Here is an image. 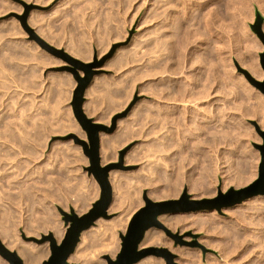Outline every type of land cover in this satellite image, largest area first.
<instances>
[{
	"label": "rangeland",
	"instance_id": "rangeland-1",
	"mask_svg": "<svg viewBox=\"0 0 264 264\" xmlns=\"http://www.w3.org/2000/svg\"><path fill=\"white\" fill-rule=\"evenodd\" d=\"M143 1L145 4L143 3ZM143 1L142 0H132V1L131 0H0V88H1L0 90H2L0 92V94H2L0 95V97L2 96L1 97L2 99H0V109L1 108L3 109L0 111V238L6 245L8 243V240L10 239V241L12 242L11 245L13 246L11 245H7V246L11 250L18 251V253H19V247L21 248L22 246L28 248L32 246L47 247L49 253L48 255L42 257L39 264H43V261L47 259L48 256L50 255V242L46 241L45 243L38 244L34 241H30L29 238L32 236L41 238L43 234H49L50 232L53 233L54 229H52V226L57 225L60 226L63 234L57 237L55 235L54 236L60 242L63 239L65 232L67 230V226L64 223L63 215L60 209L67 211L69 213L71 212V209H73L78 215H82L86 213L92 207L93 203L99 199L101 194V187L98 181L96 180V178L94 177V175L90 174L89 171L87 170V168L90 166L89 157L84 153L83 145L78 143L74 137L77 136L78 139L85 140L87 143H89L87 132L82 128V126L76 119L72 105L74 99V91L78 83L74 78L72 72L62 69L63 67L69 64L61 57L53 54L44 46H42V44L38 41L37 37L44 40V42L50 44L51 46H54L57 49H63L70 55L84 62H94L95 60L102 61L104 59L103 64L101 66H96L95 68L98 69L100 73L95 75L92 84L85 92V102L83 108L86 115L88 117H91L95 122L104 124L109 128L114 127V130L111 133L101 132V136H109V137L112 136L111 138L113 139L116 138L115 141H112V143L113 142L114 143L112 144V148L110 149L111 155L109 156V158L104 161L103 155L101 153L102 165L108 163H114L118 166V168L113 169L110 172V181L112 180L111 183L113 187L112 202H115V205L111 203L112 205H110L108 209V213H109L108 218H104V217L99 218L98 219L100 220L99 222L98 220H96L94 225H92L89 229L83 232L86 233L87 236L86 234H85V238L84 237L82 238L81 236L80 242L74 254L71 255L72 257L75 255H79V253H81L80 254L81 258L79 257L78 259L76 258L75 260L69 258V262L82 264V262H84L85 259H88L90 261L96 259L97 262L96 261L93 262H96L98 264L101 261H104L105 264H107V259L105 258V255H109L111 258L115 259L117 254L121 250L122 239L120 237V233H126L127 227L134 213L140 207L146 204V200H145L146 197L150 198L153 201L183 199L184 202L187 203L199 202V205L202 208L188 212L166 213L161 215L159 217L160 221L175 236H178V240L175 237L167 234L166 231L163 229L151 228L150 230H148V232H153L154 234L153 239H151L150 241L143 240V242L141 243V247H150V246L164 247L167 248L173 256L169 260V258H166L164 256L149 255L143 258L145 259L144 261H148L149 264H194L193 262L196 259L198 260V257L195 256L196 259H194L195 257L193 255L196 252L198 253V250H200V252L199 254L197 253L196 254L197 256L201 255V257H199V259L200 258L201 259L199 260V262L196 260L198 263L195 261L197 264H225L228 262H229L228 264H239L236 258L237 256L240 259L239 261L241 263L248 259L246 258L248 252L243 251L242 255L241 254L238 255L240 253L241 248H238L235 251V253L233 252L234 256L232 253H231L232 256H228L227 255L228 253L226 254L227 256H223L224 253L222 252L219 246L218 247H216L215 245H211V247L208 246L209 244L206 243L209 240V238L205 237V234H207L206 229L204 227L203 228L201 227L199 229L200 226L197 225H195L197 227H194L191 219L193 220V218H196V216L198 215L197 214L196 216H194L193 215L194 212L199 210H207V209L208 210L214 209L217 215L225 219L227 218L229 221L232 219L231 221L233 222H239L240 219L242 218L240 216L242 213L244 214V212L247 215L248 214L252 215V216L249 215L251 218L246 217L245 219L246 222L249 221L253 222L251 219H255L254 220L255 222L257 219H260L261 217L260 215L264 213V205H263L264 194H258L250 198L244 199L239 204L236 203L232 206H221L220 209L218 208L220 207L219 203L231 197L230 196L232 194L231 189L238 190L244 188L249 184H251L259 175L261 153L260 150L256 147V144L263 143V137L260 131L261 130L264 131V127L262 129V126H264L263 123L264 103H262V101L264 102V93L260 91V89H258L250 81V79L247 77L245 73V70L248 71L250 65L249 61L251 60L250 69L255 70L256 68L259 67L260 70L259 69L258 70L259 71L262 70V71L259 72L258 70H255L254 72L252 70V72L255 73L253 74L251 73V70H249L248 73H250V75L257 80H264V69L260 62V54L264 52V42L253 29V27L256 26L258 23V13L262 17H264V5H263L264 0H244V1L243 0H207V1L191 0V2L190 0L189 1L185 0L186 2L183 0L184 3L182 2V0L179 1L176 0L177 2H175V0H172L174 1L173 3L170 0L171 2L169 3H172L171 4L172 6L173 5L177 6V4L179 5L177 6L178 8L175 6L176 8L174 7L173 9L172 7L171 8L167 7L169 6L168 4L169 0L167 1L165 0L167 3H164L165 2L164 0L163 1L143 0ZM159 2L161 7L159 6ZM163 3L166 4L167 6L164 7ZM157 4L159 9L157 8ZM27 5L30 6V8H28V14L24 22L23 17L27 12V7H26ZM196 5L198 7H195ZM152 7L154 8L153 13H152L153 10ZM155 8L156 10L158 9L159 11L163 10L164 8L163 10L164 13L161 11L164 18L161 12L159 13L158 10L157 12L155 11ZM174 9H176V11H173ZM206 9L207 10L210 9V11L209 10L207 11ZM147 10L148 12L151 11L149 12L151 15L147 13ZM204 11L206 12L204 13ZM202 14L208 18L209 22L208 20H205V17L204 18L202 17L203 16ZM157 15H161V16L157 18ZM197 15H199L203 19L200 20L202 26H204L203 25L204 22H207V24L209 25L204 23L207 27L204 26L205 28L204 27L201 28L202 27L200 26L201 24L198 23L200 17ZM208 15L210 17H208ZM213 15H214V19H213ZM174 19L176 21L181 20L180 21L181 25L180 22L176 23ZM191 19H193L194 23H191L192 22ZM163 20H165V22L167 23H164ZM186 22L187 23L190 22L193 25L196 24V26L198 24L199 25L197 26V28L196 26L193 25L190 28L187 26L191 24L190 23L187 24ZM169 23L170 25H168ZM160 24L162 25V27ZM176 24L180 25V26L178 25V30L176 28ZM184 25L187 27L188 31L184 29L185 28ZM165 26H167V28ZM193 27H195V29ZM261 28L262 31L264 32V20L262 22ZM156 31L159 32L160 34L155 33ZM195 31L196 32L201 31L202 34L199 33L197 35L194 33ZM173 32L175 36L173 35ZM185 32L189 36L185 35ZM193 33L195 34V36L193 35ZM158 38L159 40L160 39L161 40L159 41ZM187 38L188 39L191 38L192 41L191 39L188 40ZM151 41L154 42L151 43ZM154 43L155 45H153ZM220 58L222 61H220ZM243 62L246 64H244ZM155 68L157 69V71L160 70L159 71L160 74H157ZM146 70L152 72V75L153 73L156 75L145 76L147 75L145 74ZM226 70L233 77L230 75L229 78L228 76L229 74L225 72ZM258 73H260L261 76ZM80 74L84 75L83 71H80ZM237 74H238V78H237ZM192 75L196 78L194 79ZM192 78L194 80H191ZM232 78L234 81L237 78L236 82H232L233 81ZM133 79H135V83H133L134 82ZM243 80L246 83H241ZM208 81L211 83L209 84ZM233 83L234 84L237 83L236 86H238L237 87L238 91ZM186 84L189 86L191 85L190 87L191 89H189L188 88L189 86H187ZM232 84L235 87L232 86ZM246 84L248 88L244 86ZM185 85L186 88L185 87L182 88V86ZM196 85H198L197 86L198 88H196V90L198 89L199 91L198 90L197 91L201 92V94L203 93L202 91L205 90V92L202 95L205 96L206 98L203 97V101L201 94H196L198 98L197 100L195 97L193 99L191 98L192 88H193L192 86L196 87ZM202 85L205 87H202ZM166 86L169 87V89H171L170 88L171 86L175 89L174 92L177 94L176 95L174 93L176 99L178 97L181 98V96L183 95L182 99L183 101L184 100L185 101L180 102L182 99L180 100L179 98L177 101L176 99L173 100L169 99L171 95L170 92H168V94L166 95L167 97L164 96V94H166L167 91H169ZM199 86L202 87V90ZM229 86L231 87L230 89ZM249 86H252L254 89ZM149 87L152 88V90L148 89ZM177 87L180 91L176 89ZM207 87L210 89L206 93ZM241 87H245V88H241ZM164 88L167 90H165ZM249 88H252L251 89L252 91L247 90ZM182 89L183 91L182 93H180ZM243 89L245 90L243 91ZM257 90L259 91V95L257 93ZM161 91L164 93H161ZM184 91L185 93H183ZM239 91H241V93ZM8 92L12 94V96L10 97L11 98L14 97L13 99H10L9 96L7 97V94L11 95ZM178 92L182 95L178 96L179 95ZM4 93L7 94L4 95ZM158 93L160 100L158 99ZM188 93H190L191 96ZM247 93H254V94H250L252 95V98H249L250 95L248 96ZM186 94H188L187 97ZM255 94L258 95V99H256L257 95L253 96ZM184 95L186 98L184 97ZM163 96L166 98L165 101H164L165 98L162 99ZM228 96L230 98H228ZM238 99L239 100L241 99L242 101L241 100L240 101L243 103L239 102ZM249 100H251V102ZM3 101L4 103H2ZM5 101L7 103H5ZM155 101L156 102L159 101L158 103L159 107L153 106V108L157 107V109L159 108L158 109L159 111H161L160 110L161 106L163 107L167 105L171 106V104L175 102L173 103V105H176V107L178 106L177 109L179 108L178 111L176 110V117L179 118L181 117L179 121L181 119L183 121H186L183 122L185 127L181 125L183 124L182 122L178 123V119H177V123L173 125L175 126L174 128L167 124H165L164 127H161L163 126L162 124L161 125L159 123L157 124V122L159 121L156 120V117L158 119V115L160 112L158 110L154 111L156 110V108L152 109V105H155L156 103ZM191 101H194V104H191L190 103ZM232 101L234 103H232ZM151 102L153 103L152 105H150ZM163 102L165 105H161L163 104ZM245 102L247 103L246 105ZM145 103L151 106L150 107L151 111H149V107H148L149 105L146 106ZM183 103L184 105L187 103L185 108ZM210 103L212 105H210ZM226 103L229 108L227 107ZM230 103L233 104L234 108ZM251 103L252 104L254 103V105H252ZM4 104H6L7 106ZM140 104L141 106L139 107ZM200 104L202 106L205 105L206 108L205 111L203 110L204 107H202ZM258 104L261 105L259 106ZM136 105L138 106L137 108ZM213 105H215V107ZM248 105L253 106V107L250 106L251 108H253L252 109L253 111L255 109L254 106L257 105L256 108L258 107L257 111H254L255 115L253 117L251 116L253 115V113H251L252 112L251 108L249 107L251 112L249 108L248 109L246 108ZM142 106L143 108L144 107L145 108L142 109ZM134 107L136 108L137 111L133 110L135 109ZM217 107L219 109H217ZM230 107H232L235 110H233L232 108L230 109ZM211 108L213 109V111L211 110ZM215 108L223 113L226 112L224 113L225 115H223V113L220 112L218 113V111L217 113H215L216 112ZM260 108H262V110H260ZM146 109H148V111ZM207 109L208 111L209 109L212 111V112L209 111L211 114L207 111ZM244 109L248 111L247 114L245 115L241 113V111ZM180 110L184 112H181ZM193 110H198V112H201L200 114L201 116L199 115L200 123H202L205 126H207L210 123V125H208L209 128H211V126L215 124L214 126H218L217 129L218 128L219 130L221 129L222 132L220 131V133L224 134L223 132L225 131L224 135L226 136V137L222 136L220 135V133H218L220 136H222L223 141L220 140L221 142L219 143V145L218 144L216 145L218 147H216L214 144V149L210 147L211 149L209 155L210 154L213 155L210 156L211 158H209L208 162L206 161L205 164L209 165L210 168L211 166L212 167L214 166L213 169L215 168V164H216L218 170L215 168L214 171L211 168V170L213 171L210 172L211 173L210 174L209 173L210 168L207 166L209 168V171H208V177L205 179V182L206 180L207 182L209 181L208 183L206 182V184H208L207 187H209L208 189H210V191L207 192V195L206 193H204L206 196L203 195V193L199 194L195 192L196 190L192 188L193 187L192 182L195 183V181H193L194 178H195L194 180H199V181L202 179L201 177L203 175L202 174L203 172L201 173L199 172L201 171L200 167L204 164L197 165L198 167L195 169V171H191L192 170L191 168L193 166L191 162L193 161L192 160L190 161V159L194 157H192V155L190 157L189 154H192L190 149H188L187 152L185 151V155L183 152V155H181L182 153H178L175 156H173L171 155L173 152L171 150L164 151L162 145V144H168V142L171 143L170 141L173 138V134L174 136H177L180 142L179 143L177 138L174 137L176 138L177 144H183V143L188 144V141L189 142L191 141L189 144L192 145L191 122L195 121L196 123V119H198L197 115H196L197 117L193 115L196 118L192 121L191 114H195V111ZM146 111L148 113L153 111L156 114L155 115L156 117L154 116V114L150 113L149 115L152 114L150 118L149 115H147L148 113H146ZM179 111L182 114H180ZM228 111L229 113H227ZM177 112H179V114ZM249 112L250 114H248ZM130 113L133 114L130 115ZM204 113L206 114L209 113L210 115L208 114L207 116L206 114L204 115ZM240 113L242 117L240 116ZM144 114H146L147 116ZM212 114L214 115L211 116ZM221 114L224 117L221 116ZM183 116L186 117V120L185 117ZM202 116L203 117L206 116L207 118L206 117L203 118ZM214 116L215 118H213ZM218 116H219V120L217 119ZM147 118L149 120L151 119L150 121L152 122L154 121L153 122L154 125L151 122L152 125L149 126L150 121L149 120H148L149 122L146 121ZM152 118L155 119L152 120ZM210 118H212V120ZM216 119L218 121H216ZM155 120L157 122H155ZM233 120H235V122ZM145 122L148 123L146 124ZM222 122L223 124H220ZM260 122L263 123L262 126ZM186 123L189 124V126L187 125L188 127H186ZM218 123L219 125H217ZM120 124L122 125V127ZM156 124L162 128V129L160 128L161 130L159 129L158 132H157L158 129L155 128L157 127ZM220 125L222 127H220ZM236 125H238V127ZM149 127H152L151 130L153 132L155 129H157L156 130L157 134H154L153 132L152 134H149V132L151 133V131L146 130ZM171 127L173 129H175L176 127L177 128L176 130H173ZM123 128H127V131L126 129L124 130L128 134V136L126 138V134H124L125 135L124 138L122 137L119 140V138L117 136L115 137V135L119 136L120 133L122 134L125 133V132H121V130L123 131ZM187 128H190L191 131ZM170 129L173 130V132L172 131L170 132L169 131ZM212 129L214 130V128H211L210 130ZM235 129L238 131H236ZM117 130L119 131V133ZM227 130L231 132L230 133L231 135ZM174 132L177 134H175ZM165 134L166 135L168 134L170 136L167 135L168 136L167 137ZM171 135L172 138H170ZM163 136L166 137V139L167 138L168 139L166 140L165 138H163ZM224 137L225 139L227 138V141L223 139ZM257 137H259V139ZM231 139L233 140V144H231L232 143ZM160 141H162L161 142L162 144L160 143ZM222 144H225L227 146L224 145L223 147H220V145L222 146ZM215 147H216V151H214ZM229 147L232 153L231 151H229L228 149ZM225 150H226L225 153L228 152L227 154L229 156H227V154L224 153ZM163 151L166 152V154ZM221 151L223 156L221 155ZM129 153L136 155L137 159L134 161L128 160V157L130 156ZM215 153L217 154L214 155ZM256 153H258L257 156ZM172 156L174 157L175 160L173 159ZM179 156L180 157L185 156L186 158L182 157L183 159L182 158L180 159ZM217 156L223 158L225 157V159L223 158L220 159V157L218 158ZM161 157H165V159ZM257 157H259L258 160ZM237 158L238 159L241 158V160H235ZM211 160H213L214 162ZM188 161L191 166L186 164ZM231 161L233 164L231 163ZM239 161L242 163H240ZM209 162H213V163H211L210 165ZM218 162L220 163L221 166H217L219 165L217 164ZM221 162L223 165L221 164ZM249 163L250 166L253 163V165L257 168H255L252 165L253 166V167L251 166L253 169L252 171V169H250ZM234 164L235 165L238 164L239 167H237V165L234 166ZM171 165L174 166L172 167ZM242 166L244 167L247 166L248 168L247 167L245 168H247L249 171L243 169L244 167ZM171 167L172 169H170ZM180 167H184V168H181L182 169L181 170ZM186 167H188V169ZM233 167L234 168L236 167L235 168L236 171L234 170ZM237 168L239 170L242 169L241 172H244L243 170L247 171L248 173L250 172L249 174H247L246 172L245 173L247 174L246 176L248 175L250 176L252 173L255 174L254 171L257 170L255 174L257 176L254 177L253 175L254 178L253 177L250 178L249 181L244 182L245 184L238 183L236 181L238 178V174L241 172H239ZM197 172L199 177L202 174L200 177L201 179L200 178L197 179L198 175H194L197 174ZM191 173H194L193 177ZM212 173L213 175H215L216 178H213L214 176L212 175ZM115 174H119V175H117L116 177ZM118 176L119 177L121 176V178H119ZM231 176L233 178L234 177L236 178H234L233 180ZM118 178L120 179L119 181L117 180ZM223 178L225 180L224 182L222 181ZM213 180H215L216 182ZM223 184H225L224 188L222 186ZM214 187L215 188L217 187L216 192L214 191L215 190ZM171 188L175 190L173 191V189ZM179 189H181L180 192ZM174 193L176 195H174ZM185 193L187 194V197H184ZM209 193L212 196L209 195ZM259 199L262 200V202ZM248 201L251 202L250 206L248 205L249 204ZM257 201L258 203L256 204ZM252 203L256 205H253ZM258 205L259 207H257L255 211V206ZM79 207L80 208L85 207V208L84 209L81 208L82 211H80ZM247 208L250 209L248 210ZM236 209L238 210L239 213L236 211ZM240 209H242V211H240ZM249 211H251L252 213ZM188 214L190 215V217ZM164 215L165 217H162ZM187 215L189 217L188 219H187ZM176 216L178 217V220L181 217L183 219L186 217L185 219L187 220L183 222L181 218V220H179L180 222H178L176 220L177 219ZM197 217H199V215ZM165 218L166 219L168 218V220L170 218L169 220L170 222L165 220L166 221L165 223V221H163ZM261 218L262 219H260V221L259 220L256 221L259 222L258 223L259 225L257 224L258 226L256 225V222L255 224L254 222L249 224L250 226L254 227L253 228L254 231L252 232V235H254V233L257 234L262 233L261 228L264 225V221H263L264 214H262ZM114 220H118V222L121 221L120 223L122 225L119 228H117L118 230H116L115 233H113V235L110 234L111 236L108 235L109 233L102 234L104 235V237L100 235L102 232H104L105 227H107V225L109 226V223H111ZM186 223L187 226H185V230L182 231L181 228ZM190 225L192 227H190ZM256 228L258 229L256 230ZM105 234L107 237L105 236ZM203 237L205 239H203ZM109 238L112 241L114 240L113 242H115L114 244L115 248H118V250L114 254H111L110 252H106L103 250L101 252V249H103L102 246L103 243L110 241ZM101 241L104 242L101 243ZM145 241L149 242V244L146 243V245H144ZM160 241H163V244H161L162 242ZM99 242L101 244H99ZM214 243L217 242L215 241ZM209 253L212 256H210ZM84 254L87 255L84 256ZM259 255H261V252L259 253ZM82 256H84L85 258L84 261H82L83 259ZM21 257L24 259L22 255ZM91 257L93 260L90 259ZM227 259L230 260L227 261ZM234 260L235 262H232ZM0 261H5L9 264V262L6 261L1 255H0ZM140 261H142V259Z\"/></svg>",
	"mask_w": 264,
	"mask_h": 264
},
{
	"label": "bare ground",
	"instance_id": "bare-ground-1",
	"mask_svg": "<svg viewBox=\"0 0 264 264\" xmlns=\"http://www.w3.org/2000/svg\"><path fill=\"white\" fill-rule=\"evenodd\" d=\"M131 1H132V0H131ZM142 1H143V0H142ZM146 1H147V0H146ZM148 1H149V0H148ZM158 1H159V0H158ZM162 1H163V0H162ZM162 1H160V2H162ZM164 1H165V0H164ZM166 1H167V0H166ZM166 1H165L164 3H167ZM171 1H172V0H171ZM171 1H170V0L168 1L169 6H167L166 4L163 3V4H164V7H165V6L170 7V8L172 7V9H173L176 5H173V6H172L171 4H172L174 1H172V3H169V2H171ZM178 1H179V0H178ZM184 1H185V0H184ZM184 1L182 0L183 3H184ZM187 1H189V0H187ZM205 1H207V0H205ZM205 1H203V2H205ZM243 1H244V0H243ZM160 2H159V6L161 7ZM175 2H177V1L175 0ZM185 2H186V1H185ZM190 2H191V0H190ZM193 2H195V1H193ZM235 2H236V1H235ZM131 3H132V2H131ZM143 3H144V1H143ZM157 3H158V2H157ZM196 3H197V2H196ZM230 3H231V2H230ZM230 3H229V4H230ZM144 4H145V3H144ZM175 4H176V3H175ZM187 4H188V3H187ZM193 4H194V3H193ZM205 4H206V3H205ZM209 4H210V3H209ZM209 4H208V5H209ZM151 5H152V3H151ZM170 5H171V6H170ZM183 5H184V4H183ZM188 5H189V4H188ZM198 5H199V4H198ZM263 5H264V4H263ZM148 6H149V4H148ZM153 6H154V4H153ZM162 6H163V5H162ZM177 6H179V5L177 4ZM177 6H176V7H177ZM130 7H131V5H130ZM134 7H135V6H134ZM150 7H151V6H150ZM150 7H149V8H150ZM155 7H156V6H155ZM176 7H175V8H176ZM189 7H190V6H189ZM189 7H188V8H189ZM192 7H193V5H192ZM195 7H198V6L196 5ZM203 7H204V6H203ZM210 7H211V6H210ZM152 8H153V7H152ZM157 8H158V4H157ZM177 8H178V7H177ZM186 8H187V7H186ZM228 8H229V7H228ZM146 9H147V8H146ZM158 9H159V8H158ZM158 9H157V10H158ZM197 9H198V8H197ZM197 9H196V10H197ZM136 10H137V9H136ZM148 10H149V9H148ZM148 10H147V13L151 12V11L148 12ZM157 10H156V8H155V11H156V12H157ZM163 10H164V8H163ZM163 10H161V11L164 13ZM166 10H167V8H166ZM169 10H170V9H169ZM177 10H178V9H177ZM192 10H193V9H192ZM200 10H201V9H200ZM203 10H204V9H203ZM206 10H207V9H206ZM208 10L210 11V9H208ZM208 10H207V11H208ZM211 10H212V9H211ZM230 10H231V9H230ZM138 11H139V10H138ZM153 11H154V8H153V10H152V13H153ZM158 11H159V10H158ZM161 11H159V13H160ZM173 11H176V9H174ZM181 11H182V10H181ZM183 11H184V8H183ZM188 11H190V10H188ZM193 11H194V10H193ZM197 11H198V10H197ZM132 12H133V11H132ZM162 12H161V14H162ZM170 12H171V11H170ZM178 12H179V11H178ZM198 12H199V11H198ZM205 12H206V11H204V13H205ZM212 12H213V11H212ZM165 13H167V12H165ZM173 13H175V12H173ZM204 13H203V14H204ZM207 13H208V12H207ZM215 13H216V12H215ZM149 14H150V13H149ZM185 14H186V13H185ZM200 14H201V12H200ZM200 14H199V15H200ZM203 14H202V15H203ZM134 15H135V14H134ZM144 15H145V14H144ZM150 15H151V14H150ZM190 15H191V14H190ZM199 15H197V16H199ZM204 15H205V14H204ZM204 15H203L202 17H203V18L205 17V20H208V18H207L206 16H204ZM206 15H207V14H206ZM159 16H161V15H157V18H158ZM162 16H163V14H162ZM182 16H183V15H182ZM131 17H133V16H131ZM155 17H156V14H155ZM170 17H171V15H170ZM199 17H200V16H199ZM199 17H198V19H199ZM208 17H210V16L208 15ZM217 17H218V15H217ZM145 18H146V17H145ZM149 18H150V17H149ZM163 18H164V16H163ZM206 18H207V19H206ZM211 18H212V17H211ZM160 19H161V18H160ZM196 19H197V18H196ZM213 19H214V15H213ZM222 19H223V18H222ZM145 20H146V19H145ZM148 20H149V19H148ZM174 20H175V19H174ZM185 20H186V19H185ZM191 20H192L191 23H194V22H193V19H191ZM200 20H203V19L200 17L199 22H198V21H197V22L200 23ZM205 20H204V21H205ZM150 21H152V20H150ZM163 21H164V23H167V22H165V20H163ZM170 21H171V20H170ZM177 21H178V20H177ZM177 21L175 20L176 23H179L181 20L178 21V22H177ZM189 21H190V19H189ZM204 21H203V22H204ZM210 21H211V19H210ZM213 21H214V20H213ZM34 22H35V21H34ZM175 22H174V23H175ZM197 22H196V23H197ZM201 22H202V21H201ZM208 22H209V20H208ZM164 23H163V24H164ZM171 23H172V22H171ZM186 23H187V22H186ZM189 23H190V22H189ZM189 23H187V24H189ZM191 23H190V24H191ZM204 23L207 24V22H204ZM204 23H203V25H204L205 27H207ZM213 23H214V22H213ZM200 24H201V23H200ZM215 24H216V23H215ZM220 24H221V23H220ZM154 25H155V24H154ZM160 25H161V24H160ZM168 25H170V23H169ZM172 25H173V24H172ZM174 25H175V24H174ZM178 25H179V24H178ZM178 25L176 24V28H177V30H178ZM180 25H181V22H180ZM180 25H179V26H180ZM192 25H193V24H191V25H189V26H187V27H190V28H191ZM198 25H199V24H198ZM198 25H197V26H198ZM207 25H209V24H207ZM211 25H212V24H211ZM193 26H196V24L193 25ZM197 26H196V28H197ZM200 26H202V24H201ZM204 26H202L201 28H203ZM154 27H155V26H154ZM161 27H162V25H161ZM165 27L167 28V26H165ZM172 27H173V26H172ZM184 27H185L184 29L187 30V27H186L185 25H184ZM205 27H204V28H205ZM209 27H211V26H209ZM163 28H164V27H163ZM179 28H180V27H179ZM181 28H182V27H181ZM193 28L195 29V27H193ZM193 28H192V29H193ZM156 29H157V26H156ZM188 29H189V28H188ZM199 29H200V28H199ZM174 30H175V29H174ZM179 30H181V29H179ZM190 30H191V29H190ZM200 30H201V29H200ZM204 30H205V29H204ZM206 30H207V28H206ZM206 30H205V31H206ZM209 30H210V28H209ZM209 30H208V31H209ZM158 31H159V28H158ZM160 31H161V30H160ZM182 31H183V29H182ZM184 31H185V30H184ZM187 31H188V30H187ZM191 31H192V30H191ZM201 31H202V30H201ZM201 31H199V32H196V31H195L194 33L198 35L199 33H201ZM189 32H190V31H189ZM202 32H203V31H202ZM155 33H159V32L156 31ZM181 33H182V32H181ZM194 33H193V35L195 36ZM159 34H160V33H159ZM163 34H164V33H163ZM183 34H184V33H183ZM201 34H202V33H201ZM157 35H158V34H157ZM166 35H167V34H166ZM173 35L175 36L174 32H173ZM185 35H188V34H186V32H185ZM188 36H189V35H188ZM200 36H201V35H200ZM185 37H186V36H185ZM190 37H191V35H190ZM203 37H204V36H203ZM207 37H208V36H207ZM154 38H155V37H154ZM154 38H153V40H154ZM164 38H165V35H164ZM164 38H163V41H164ZM156 39H157V37H156ZM187 39H188V38H187ZM189 39H191V38H189ZM189 39H188V40H189ZM192 39H193V37H192ZM192 39H191V41H192ZM158 40H159V38H158ZM160 40H161V39H160ZM160 40H159V41H160ZM185 40H186V38H185ZM133 41H134V40H133ZM155 41H157V40H155ZM217 41H218V40H217ZM153 42H154V41H153ZM153 42L151 41V43H153ZM185 42H186V41H185ZM252 42H254V41H252ZM132 43H134V42H132ZM155 43H157V42H155ZM155 43H154L153 45H155ZM158 43H159V42H158ZM161 43H162V42H161ZM163 43H164V42H163ZM161 45H162V44H161ZM219 45H220V44H219ZM252 45H253V44H252ZM156 46H157V45H156ZM219 49H220V48H219ZM213 50H214V49H213ZM217 51H218V50H217ZM122 52H123V51H122ZM122 52H121V53H122ZM219 53H220V52H219ZM122 54H123V53H122ZM125 54H126V52H125ZM217 54H218V53H217ZM123 55H124V54H123ZM124 56H125V55H124ZM206 56H207V55H206ZM204 57H205V56H204ZM212 58H213V56H212ZM223 58H224V57H223ZM205 60H206V59H205ZM220 61H222L221 58H220ZM250 61H251V60H250ZM250 61H249V63H250V65H251V62H250ZM252 61H253V60H252ZM205 62H206V61H205ZM241 62H242V61H241ZM244 62H245V61H244ZM244 62H243V63H244ZM247 62H248V60H247ZM254 62H255V61H254ZM206 63H207V62H206ZM211 63H212V62H211ZM220 63H221V62H220ZM223 63H224V62H223ZM226 63H227V62H226ZM255 63H256V62H255ZM217 64H218V63H217ZM228 64H229V63H228ZM244 64H246V63H244ZM244 64H243V66H244ZM252 64H253V62H252ZM120 65H121V64H120ZM193 65H194V64H193ZM193 65H192V66H193ZM206 65H207V64H206ZM209 65H210V64H209ZM213 65H214V64H213ZM222 65H223V64H222ZM247 65H248V64H247ZM250 65H249L248 71L251 70V73L255 74V73H254L255 70H258V69L260 70L259 67L256 68L255 70H254V69H250ZM254 65H255V64H254ZM115 66H116V65H115ZM256 66H258V65H256ZM218 67H219V66H218ZM224 67H226V66H224ZM245 67H246V65H245ZM251 67H252V66H251ZM228 68H229V67H228ZM253 68H255V67H253ZM1 69H2V68H1ZM155 69H156V68H155ZM211 69H213V68H211ZM214 69H215V68H214ZM261 69H262V68H261ZM228 70H229V69H228ZM252 70H253L254 72H252ZM259 70H258V71H259ZM151 71H152V69H151ZM155 71H157V69H156ZM155 71H154V72H155ZM159 71H160V70L157 71V74H160ZM212 71H213V70H212ZM261 71H262V70H261ZM261 71H259V72H261ZM217 72H218V71H217ZM225 72H226L227 74H229V73L227 72V70H226ZM231 72H232V71H231ZM256 72H257V71H256ZM150 73H151V74H150ZM161 73H162V72H161ZM145 74H147V75H145V76H153V75H156V74H154V73H153V75H152V72L147 71V70L145 71ZM208 74H209V73H208ZM220 74H221V73H220ZM223 74H224V73H223ZM227 74H226V75H227ZM232 74H233V73H232ZM253 74H252V75H253ZM258 74L260 75V73H258ZM226 75H225V76H226ZM230 75H231V74L228 75L229 78H230ZM233 75H234V74H233ZM192 76H193V75H192ZM198 76H199V75H198ZM231 76H232V75H231ZM240 76H241V75H240ZM254 76H256V75H254ZM260 76H261V75H260ZM262 76H263V75H262ZM199 77H200V76H199ZM201 77H202V76H201ZM232 77H233V76H232ZM235 77H236V76H235ZM252 77H253V76H252ZM133 78H134V77H133ZM193 78L195 79L196 77L193 76ZM193 78H192L191 80H194ZM204 78H206V77H204ZM224 78H225V77H224ZM237 78H238V74H237ZM237 78H236V79H237ZM243 78H244V77H243ZM208 79H209V78H208ZM208 79H207V80H208ZM222 79H223V78H222ZM236 79H235V81H234L233 78H232V80H233L232 82H236ZM133 80H134L133 83H135V79H133ZM200 80H201V79H200ZM246 80H247V79H246ZM226 81H227V80H226ZM191 82H192V81H191ZM195 82H196V80H195ZM195 82H194V83H195ZM208 82H209V81H208ZM194 83H193V85H194ZM198 83H199V82H198ZM210 83H211V82H209V84H210ZM237 83H238V81H237ZM237 83H236V84L233 83V84L236 86ZM241 83H246V82H244V80H243ZM248 83H249V81H248ZM248 83H247V84H248ZM187 84H188V83H187ZM187 84H186V85H187ZM190 84H191V83H190ZM204 84H205V83H204ZM229 84H230V83H229ZM233 84H232V86H234ZM247 84L244 85V86L247 87ZM186 85H185V86H182V88H184V87L186 88ZM211 85H212V84H211ZM133 86H135V85H133ZM150 86H151V85H150ZM168 86H169V85H168ZM187 86H189V85H187ZM197 86H198V85H196V87H195V86H192V87H193V88H192V96L190 95V93H188V94L191 96L192 99L195 97L196 100L198 99L196 94H201V92H198V91H199L198 89H197L198 91L196 90V88H198ZM235 86H234V87H235ZM242 86H243V85H242ZM151 87H152V86H151ZM166 87H167V86H166ZM190 87H191V85H190L188 88L191 89ZM199 87H200V86H199ZM202 87H205V86L202 85ZM202 87H200L201 90H202ZM208 87H209V86H208ZM208 87L206 88V89H207V90H206V93H207L208 90L210 89V88H208ZM237 87H238V86H236V89H237V91H238V88H237ZM249 87H252V86H249ZM152 88H153V87H152ZM152 88L149 87L148 89L152 90ZM162 88H163V87H162ZM162 88H161V89H162ZM167 88H168L169 91H167V93L164 94V96H166V95L168 94V92H170L171 95H170V98H169V96H168V98H169V99H172V100H173V99H176V98H175V97H176V96H175L176 93L174 92L175 89H174L172 86L170 87L171 89H169V87H167ZM200 88H199V89H200ZM230 88H231V87L229 86V89H230ZM241 88H245V87H241ZM247 88H248V87H247ZM252 88H253V87H252ZM252 88H249V89H247V90H251ZM0 89H1V88H0ZM164 89H165V88H164ZM164 89H163V90H164ZM176 89H178V87H177ZM189 89H188V92H189ZM203 89H205V88H203ZM236 89H235V92H236ZM239 89H240V88H239ZM253 89H254V88H253ZM143 90H144V89H143ZM163 90H162V91H163ZM165 90H167V89H165ZM165 90H164V91H165ZM241 90H242V89H241ZM244 90H245V89H243V91H244ZM1 91H2V90H0V92H1ZM162 91H161V93H164V92H162ZM176 91H177V90H176ZM178 91H180V90L178 89ZM182 91H183V89L181 90L180 93H182ZM185 91H186V90H185ZM185 91H184L183 93H185ZM216 91H217V90H216ZM251 91H252V90H251ZM202 92L204 93L205 90H203ZM209 92H210V91H209ZM228 92H230V91H228ZM239 92L241 93V91H239ZM8 93L11 94L10 92H8ZM174 93H175V94H174ZM180 93L178 92V94H179L178 96L182 95V94H180ZM203 93H202V94H203ZM231 93H232V92H231ZM243 93H245V92H243ZM243 93H242V94H243ZM254 93H255V91H254ZM254 93H247V95L249 96L250 94H254ZM257 93H258V95H259V91H258V90H257ZM5 94H7V93H4V95H5ZM188 94H186V97H187ZM202 94H201V95H202ZM210 94H212V93H210ZM233 94H234V92H233ZM236 94H237V93H236ZM0 95H2V94H0ZM176 95H177V94H176ZM201 95H200V96H201ZM207 95H208V94H207ZM228 95H230V94H228ZM231 95H232V94H231ZM239 95H240V94H239ZM243 95H244V94H243ZM243 95H242V96H243ZM256 95H257V94H255V95H253V96H256ZM258 95H257L256 99H258ZM261 95H262V94H261ZM8 96H9L10 99H13V98H14V97H13V98L10 97V96H12V94H11V95H8V94H7V97H8ZM164 96L162 97V99L165 98ZM236 96H238V95H236ZM1 97H2V96H1ZM1 97H0V99H2ZM166 97H167V96H166ZM184 97H185V95H184ZM186 97H185V98H186ZM198 97H199V96H198ZM201 97H202V101H203V97H205V96L202 95ZM201 97H200V98H201ZM209 97H211V96H209ZM4 98H5V97H4ZM178 98H179V97H178ZM178 98L176 99V101L178 100ZM182 98H183V95H182L181 98H179V99L181 100ZM188 98H189V96H188ZM191 98H190V99H191ZM200 98H199V100H200ZM205 98H206V97H205ZM205 98H204V99H205ZM228 98H230V97L228 96ZM242 98H243V97H242ZM242 98H241V99H242ZM245 98H246V96H245ZM249 98H252V95H250ZM249 98H248V99H249ZM259 98H260V97H259ZM7 99H8V98H7ZM31 99H32V98H31ZM158 99L160 100V98H159V93H158ZM162 99H161V100H162ZM225 99H227V98H225ZM241 99H240V100H241ZM243 99H244V98H243ZM4 100H5V99H4ZM165 100H166V98L164 99V101H165ZM196 100H195V101H196ZM199 100H198V101H199ZM213 100H214V99H213ZM215 100H216V99H215ZM222 100H223V99H222ZM238 100H239V99H238ZM238 100H237V101H238ZM240 100H239V102L242 101V100H241V101H240ZM245 100H246V99H245ZM245 100H243V101H245ZM259 100H260V99H259ZM259 100H258V101H259ZM182 101H183V99H182L180 102H182ZM184 101H185V100H184ZM184 101H183V102H184ZM187 101H188V99H187ZM189 101H190V100H189ZM206 101H207V99H206ZM210 101H212V100H210ZM223 101H224V100H223ZM235 101H236V100H235ZM249 101L251 102V100H249ZM249 101H248V102H249ZM253 101H254V100H253ZM261 101H262V99H261ZM24 102H25V101H24ZM142 102H143V101H142ZM146 102H147V101H146ZM155 102H156V101H155ZM200 102H201V101H200ZM246 102H247V101H246ZM246 102H245V105L247 104ZM255 102H256V101H255ZM259 102H260V101H259ZM259 102H257V103H259ZM2 103H4V101H3ZM5 103H7V102L5 101ZM143 103H144V102H143ZM158 103H159V101L156 102L155 105H152V104H153L152 102L150 103V105H152V109L156 108V110H154V111H157V110L159 109V108L157 109V107H154V108H153V106H158ZM161 103H162V102H161ZM166 103H167V102H166ZM173 103H175V102H173ZM173 103L171 104V106H168V105H167L168 103L166 104L167 106H164V107L161 106V108H160L161 111L158 110L160 113L157 112V113H159V115L157 114V115H158V119H157V117L155 116L156 114H155L153 111L150 112V113L154 114V116L156 117V120L159 121V122H157V121L155 120V122H157V124L159 123L160 125H161V124L163 125V126H161V127H164V125L167 124V125L172 126V127L174 128L175 126H173V125H175V124L177 123V119H178V123H179V122H182V123H183V122H186V121H183L182 119H181L182 121H181V120L179 121V119H180L181 117H180V118H179V117H176V110L178 111L179 108L177 109L178 106L176 107V105H173ZM190 103H191V104H194V101H191ZM208 103H209V102H208ZM222 103H223V102H222ZM224 103H225V102H224ZM232 103H234V102L232 101ZM241 103H243V102H241ZM241 103H239V104H241ZM262 103H264V102L262 101ZM27 104H28V102H27ZM228 104H229V102H228ZM230 104H231V103H230ZM248 104H249V103H248ZM251 104H252V103H251ZM4 105H6V104H4ZM32 105H33V104H32ZM143 105H144V104H143ZM145 105L148 106L149 104L147 105V103H145ZM145 105H144V106H145ZM150 105L148 106V107H149V111H151V109H150L151 106H150ZM161 105H165L164 102H163V104H161ZM183 105H184V103H183ZM186 105H187V103L184 105V108H185ZM188 105H189V102H188ZM195 105H196V104H195ZM198 105H199V104H198ZM200 105H201V104H200ZM210 105H212V104L210 103ZM224 105H225V104H224ZM226 105H227V103H226ZM226 105H225V106H226ZM231 105H232V107H233V104H231ZM252 105H254V103H253ZM258 105H259V104H258ZM260 105H261V104H260ZM260 105H259V106H260ZM2 106H3V104H2ZM6 106H7V105H6ZM6 106H5V107H6ZM140 106H141V104L139 105V107H140ZM181 106H182V105H181ZM193 106H194V105H193ZM201 106H202V105H201ZM206 106H207V105H206ZM213 106L215 107V105H213ZM229 106H230V105H229ZM238 106H239V105H238ZM241 106H242V105H241ZM250 106H251V105H248L247 107H246V106H245V107L248 109ZM256 106H257V105H256ZM256 106H254L255 109H256V110L254 109V111H257V108H258V107L256 108ZM19 107H20V106H19ZM137 107H138V106L136 105V108H137ZM158 107H159V106H158ZM175 107H176V108H175ZM199 107H200V106H199ZM199 107H198V108H199ZM202 107H204L203 110L205 111V110H206L205 105H203ZM202 107H201V108H202ZM214 107H213V108H214ZM227 107H228V105H227ZM232 107H230V109H231ZM235 107H236V106H235ZM251 107H253V106H251ZM251 107H250V108H251ZM261 107H262V106H261ZM23 108H24V107H23ZM134 108H135V107H134ZM136 108L133 109V110L137 111ZM144 108H145V107H144ZM144 108H143V106H142V109H144ZM146 108H147V107H146ZM180 108H181V107H180ZM193 108H194V107H193ZM207 108H208V107H207ZM209 108H210V107H209ZM221 108H222V107H221ZM224 108H225V107H224ZM228 108H229V107H228ZM228 108H227V110H228ZM233 108H234V107H233ZM233 108H232V109H233ZM238 108H239V107H238ZM250 108H249V110H250ZM262 108H263V107H262ZM262 108H260V110H262ZM142 109H141V110H142ZM188 109H189V108H188ZM195 109H196V108H195ZM199 109H200V108H199ZM215 109H216V108H215ZM217 109H219V108L217 107ZM217 109H216V112H215V113H217V111H218ZM222 109H223V108H222ZM236 109H237V108H236ZM252 109H253V108H251V110H252ZM1 110H3V109L1 108L0 111H1ZM133 110H132V112H133ZM139 110H140V109H139ZM146 110L148 111V109H146ZM182 110H184V109H182ZM189 110H190V109H189ZM203 110H202V112H203ZM211 110L213 111L212 108H211ZM211 110L209 109V111H211ZM220 110H221V109H220ZM227 110H224V111H227ZM233 110H235V109H233ZM244 110H246V109H244ZM244 110H242L243 112H242L241 110H240V111H241L242 114L245 115V114H247L248 111H247V110L244 111ZM251 110H250V112H251ZM258 110H259V109H258ZM147 111H146V113H148ZM180 111H181V110H180ZM180 111H179V112H180ZM185 111H186V110H185ZM193 111H195V114H191V115H192V117H191V118H192V121H193L197 116H198V119H196V123H195V121H194V122H191V123H192V128H191V129H192V145L189 144L191 141H190V142L188 141V144H187V143H186V144H184V143H183V144H177V143H176V138H177V136H174V134H173V138H172V135H171V137H170V138H172V140L170 141L171 143H169L168 141H167L168 144H162V143H161L162 141H160V143L163 145L164 151H165V150H166V151H167V150H168V151L171 150V151L173 152L171 155H173V156H175V155L178 154V153H182L181 155H183V152H184V155H185V151L187 152L188 149H190L192 154H189V155H190V157H191V155H192V157H194V158L190 159V161L192 160V161L194 162V163L191 162V163L193 164V166H192V168H191L192 170L190 169L191 171H195V169L198 167L197 165L204 164V165H202L203 167H202V166L200 167V170H201V171L199 170V171H200L199 173L203 172V173H202L203 175L201 174L202 177H201V175H200V177H201L203 180L199 177L198 172H197V174L191 173L192 177H193V174H194V175H198V176H197L198 178L196 177L197 179H199V178L201 179V180L199 181V180H194V179H195V178H194L193 181H195V183L192 182V186H193L192 188H193L194 190H196L195 192H197V193H199V194L203 193V195H205L204 193H206V195H207V192L210 191V189H208V188H209V187H207L208 184H206L207 180H206V182H205V179L208 177V171H209V168H210V167H209V165H206L205 162H206V161L208 162V159L211 158L210 156L213 155V154H210V155H209V152H210V149H211V148L214 149V144H215V146H216L217 144L219 145V143H220L221 141H223V140H222V136H225V135H224V134H225V131L223 132L224 134L220 133L221 129H220V130H219V128L217 129L218 126H214L215 124H214V125L211 124V125H212L211 128H214V130H213V129H212L213 131L210 130L211 128L208 127V125H210V123H209L208 125L206 124L207 126H205V125H203L202 123L199 122V117L201 116V115H200L201 112H198V110H193ZM207 111H208V109H207ZM209 111H208V112H209ZM212 111H211V112H212ZM229 111H231V110H229ZM229 111H228L227 113H229ZM238 111H239V110H238ZM254 111L252 110V112H251V113H253V115H251L252 117L255 115V114H254V113H255ZM15 112H16V111H15ZM34 112H35V111H34ZM179 112H177V113L179 114ZM181 112H184V111H181ZM181 112H180V114H182ZM190 112H191V111H190ZM219 112H220V113H223V112H221V111H218V113H219ZM244 112H245V113H244ZM250 112H249L248 114H250ZM260 112H261V111H260ZM31 113H32V112H31ZM150 113H148L147 115H149ZM192 113H193V112H192ZM209 113H210V112H209ZM209 113H208V114H209ZM213 113H214V112H213ZM224 113H226V112H224ZM224 113H223V115H225ZM230 113H232V112H230ZM238 113H239V112H238ZM238 113H237V114H238ZM241 113H240V116H241ZM34 114H35V113H34ZM132 114H133V113H132ZM132 114L130 113V115H132ZM134 114H135V113H134ZM152 114L149 115V117L152 116ZM178 114H177V115H178ZM185 114H186V113H185ZM205 114H206V113H204V115H205ZM208 114H206V115L208 116ZM210 114H211V113H210ZM210 114H209V115H210ZM15 115H16V114H15ZM144 115H146V114H144ZM147 115H146V116H147ZM162 115H164V116H162ZM187 115H188V113H187ZM189 115H190V114H189ZM193 115H195V116L197 115V116L195 117V116H193ZM199 115H200V116H199ZM213 115H214V114H212L211 116H213ZM223 115L221 114V116H223ZM233 115H234V114H233ZM233 115H232V117H233ZM244 115H243V116H244ZM257 115H258V114H257ZM22 116H23V115H22ZM40 116H41V115H40ZM154 116H153V117H154ZM178 116H179V115H178ZM180 116H182V115H180ZM216 116H217V115H216ZM219 116H220V115H219ZM219 116H218V118H217L218 120H219ZM221 116H220V117H221ZM248 116H249V115H248ZM20 117H21V116H20ZM33 117H34V116H33ZM43 117H44V116H43ZM183 117H185V116H183ZM202 117H203V116H202ZM202 117H201V118H202ZM204 117H206V116H204ZM204 117H203V118H204ZM223 117H224V116H223ZM241 117H242V116H241ZM241 117H240V118H241ZM246 117H247V116H246ZM100 118H101V117H100ZM150 118H151V117H150ZM206 118H207V117H206ZM213 118H215V116H214ZM244 118H245V117H244ZM262 118H263V116H262ZM262 118H261V120H262ZM98 119H99V118H98ZM154 119H155V118H154ZM154 119L152 118V120H154ZM183 119H184V118H183ZM210 119L212 120V118H210ZM217 119H216V121H218ZM230 119H231V118H230ZM230 119H229V120H230ZM95 120H96V119H95ZM148 120H149V119L147 118L146 121H148ZM150 120H151V119H150ZM150 120H149V121H150ZM185 120H186V117H185ZM201 120H203V119H201ZM261 120H260V121H261ZM27 121H28V120H27ZM98 121H99V120H98ZM149 121H148V122H149ZM188 121H189V120H188ZM207 121H209V120H207ZM214 121H215V120H214ZM233 121L235 122V120H233ZM233 121H232V122H233ZM239 121H240V120H239ZM120 122H121V121H120ZM120 122H119V123H120ZM123 122H124V121H123ZM148 122H147V123H148ZM151 122H152V121H150V125H149V126H151L152 123H153L154 121H153L152 123H151ZM201 122H203V121H201ZM227 122H228V121H227ZM236 122H237V121H236ZM12 123H13V122H12ZM145 123H146V122H145ZM147 123H146V124H147ZM189 123H190V122H189ZM191 123H190V124H191ZM194 123H195V124H194ZM213 123H214V122H213ZM216 123H217V122H216ZM263 123H264V122H263ZM263 123L260 122L261 126H262ZM44 124H45V123H44ZM121 124H122V123H121ZM121 124H120V125H121ZM157 124H156V125H157ZM180 124H181V123H180ZM180 124H179V125H180ZM220 124H223V122L220 123ZM226 124H227V123H226ZM235 124H236V123H235ZM260 124H259V126H260ZM153 125H154V123H153ZM181 125L184 126V123L181 124ZM187 125L189 126V124L186 123V127H188ZM217 125H219V123H218ZM224 125H225V124H224ZM232 125H233V124H232ZM241 125H242V124H241ZM30 126H31V125H30ZM44 126H45V125H44ZM44 126H43V127H44ZM147 126H148V125H147ZM147 126H146V127H147ZM158 126H159V125H157V127H155V128H157L158 130L155 129L154 132L151 130L152 127H149V128L146 129V130H147V131H148V130L151 131V133L149 132V134H152V132H153L154 134H157V133H156V130H157V132H158L159 129L161 128L160 126H159V128H158ZM177 126H178V125H177ZM183 126H182V127H183ZM227 126H228V125H227ZM233 126H234V125H233ZM236 126L238 127V125H236ZM242 126H243V125H242ZM27 127H29V126H27ZM121 127H122V125H121ZM165 127H166V126H165ZM172 127H171V128H172ZM182 127H180V128H182ZM184 127H185V126H184ZM220 127H222V126L220 125ZM239 127H240V126H239ZM263 127H264V126H262V129H263ZM32 128H33V127H32ZM118 128H119V126H118ZM167 128H170V127H167ZM173 128H172V129H173ZM176 128H177V127H176ZM176 128L173 129V130H176ZM225 128H226V127H225ZM240 128H241V127H240ZM28 129H29V128H28ZM42 129H43V128H42ZM47 129H49V128H47ZM124 129H126V131H127V128H123V131L121 130V132H125ZM161 129H162V128H161ZM161 129H160V130H161ZM163 129H164V128H163ZM187 129L190 130V128H187ZM187 129H186V130H187ZM226 129H227V128H226ZM226 129H225V130H226ZM237 129H238V128H237ZM118 130H119V129H118ZM118 130H117V131H118ZM167 130H168V129H167ZM173 130L170 129L169 131H170V132H171V131L173 132ZM233 130H234V129H233ZM235 130H236V129H235ZM27 131H28V130H27ZM31 131H32V130H31ZM147 131H146V132H147ZM164 131H165V130H164ZM190 131H191V130H190ZM227 131H228V130H227ZM227 131H226V132H227ZM236 131H238V130H236ZM161 132H162V131H161ZM161 132H160V133H161ZM221 132H222V131H221ZM228 132H229V131H228ZM243 132H244V131H243ZM243 132H242V133H243ZM118 133H119V131H118ZM132 133H133V132H132ZM160 133H159V134H160ZM167 133H168V132H167ZM174 133H175V132H174ZM189 133H190V132H189ZM218 133H220V135H222V136H220ZM230 133H231V132H229V134H230ZM232 133H233V132H232ZM28 134H29V133H28ZM116 134H117V133H116ZM124 134H126V138H127L128 134H127L126 132L123 133V134L120 133L119 136H118V135H115V137L117 136V137L119 138V140H120V138H122V137L124 138V136H125ZM175 134H177V133H175ZM186 134H187V133H186ZM29 135H30V134H29ZM44 135H45V134H44ZM165 135H166V134H165ZM167 135H168V134H167ZM167 135H166V136H167ZM190 135H191V134H190ZM230 135H231V134H230ZM234 135H235V134H234ZM168 136H170V135H168ZM168 136H167V137H168ZM111 137H112V136H110V137H109V136H101V153H102V155H103L104 161H105L106 159H108L109 156L111 155V153H110V152H111L110 149L112 148V144L114 143V142L112 143V141H115V139H116V138L113 139V138H111ZM174 137H176V138H174ZM209 137H211V138H209ZM225 137H226V136H225ZM225 137H224L223 139H225ZM235 137H236V136H235ZM238 137H240V136H238ZM40 138H41V137H40ZM128 138H129V137H128ZM163 138L166 139V137H164V136H163ZM184 138H185V137H184ZM220 138H221V139H220ZM257 138L259 139V137H257ZM34 139H35V138H34ZM167 139H168V138H167ZM167 139H166V140H167ZM179 139H180V138H179ZM177 140H178V138H177ZM220 140H221V141H220ZM225 140L227 141V138H226ZM225 140H224V142H225ZM231 140H232V139H231ZM260 140H261V139H260ZM180 141H181V140H180ZM186 141H187V139H186ZM186 141H185V142H186ZM234 141H235V140H234ZM118 142H119V141H118ZM167 142H166V143H167ZM178 142H179V140H178ZM224 142H223V143H224ZM231 142H232V143H231ZM231 142H230V143L233 144V140H232ZM119 143H120V142H119ZM179 143H180V142H179ZM228 144H229V142H228ZM224 145H225V144H222V146L220 145V147H223ZM234 145H235V144H234ZM234 145H232V146H234ZM212 146H213V147H212ZM225 146H227V145H225ZM230 146H231V145H230ZM210 147H211V148H210ZM216 147H218V146H216ZM216 147H215V150H214V151H216ZM64 148H65V147H64ZM158 148H159V146H158ZM172 148H174V149H172ZM225 148H227V147H225ZM228 149H229V151H231V150H230V147H229ZM244 149H246V148H244ZM58 150H59V149H58ZM58 150H57V151H58ZM217 150H218V149H217ZM219 150H220V149H219ZM232 150H233V149H232ZM234 150H235V148H234ZM234 150H233V151H234ZM236 150H237V149H236ZM240 150H241V149H240ZM60 151H61V150H60ZM154 151H155V150H154ZM159 151H160V150H159ZM164 151H163V152H164ZM227 151H228V150H227ZM149 152H150V151H149ZM151 152H152V151H151ZM218 152H219V151H218ZM225 152H226V150L224 151V153H225ZM244 152H245V151H244ZM130 153H131V152H130ZM130 153H129V154H130ZM159 153H160V152H159ZM164 153L166 154V152H164ZM164 153H163V154H164ZM211 153H213V152H211ZM227 153H228V152H227ZM227 153H225V154H227ZM231 153H232V151H231ZM186 154H187V153H186ZM216 154H217V153H215L214 155H216ZM218 154H220V153H218ZM225 154H224V155H225ZM237 154H238V153H237ZM239 154H240V153H239ZM250 154H251V153H250ZM257 154H258V153H256V156H257ZM171 155H170V156H171ZM221 155H222V151H221ZM230 155H232V154H230ZM234 155H235V154H234ZM244 155H245V154H244ZM156 156H157V155H156ZM164 156H166V155H164ZM167 156H168V155H167ZM173 156H172V157H173ZM222 156H223V155H222ZM227 156H229V155L227 154ZM240 156H241V155H240ZM254 156H255V155H254ZM258 156H259V155H258ZM176 157H177V156H176ZM176 157H175V158H176ZM179 157H180V156H179ZM182 157H183V156H181L180 159H181ZM184 157H185V156H184ZM184 157H183V158H184ZM213 157H214V156H213ZM213 157H212V158H213ZM217 157H218V156H217ZM217 157H216V158H217ZM219 157H220V156H219ZM219 157H218V158H219ZM243 157H244V156H243ZM161 158H164V159H165V157H161ZM167 158H168V157H167ZM177 158H178V157H177ZM183 158H182V159H183ZM185 158H186V157H185ZM218 158H217V159H218ZM221 158H223V157H220V159H221ZM230 158H231V156H230ZM230 158H229V160H230ZM238 158H239V157H238ZM238 158L235 159V160H241L242 157H241L240 159H238ZM248 158H249V157H248ZM252 158H254V157H252ZM258 158H259V157H257V160H258ZM136 159H137V156L134 155V154H130V156L128 157V160H131V161H134V160H136ZM173 159H174V157H173ZM195 159L197 160V162H196ZM223 159H225V157H224ZM223 159H222V160H223ZM233 159H234V158H233ZM171 160H172V159H171ZM174 160H175V159H174ZM178 160H179V159H178ZM186 160H187V159H186ZM222 160H220V161H222ZM211 161H213V160H211ZM215 161H217V160H215ZM220 161H219V162H220ZM233 161H234V160H233ZM249 161H250V159H249ZM249 161H248V162H249ZM254 161H255V160H254ZM254 161H253V162H254ZM181 162H182V160H181ZM213 162H214V161H213ZM213 162H209L210 165H211V163H213ZM219 162L217 163V164H219V165H217V166H221ZM239 162H240V161H239ZM251 162H252V161H251ZM251 162H250V163H251ZM167 163H168V162H167ZM169 163H170V162H169ZM178 163H180V162H178ZM183 163H184V162H183ZM188 163H189V161H188L186 164H187V165H190V163H189V164H188ZM209 163H208V164H209ZM224 163H225V162H224ZM231 163H232V161H231ZM236 163H237V162H236ZM240 163H242V162H240ZM245 163H247V162H245ZM245 163H244V164H245ZM250 163H249V166H250ZM221 164H222V162H221ZM232 164H233V163H232ZM238 164H239V163H238ZM238 164H236L237 167H239ZM162 165H163V164H162ZM169 165H170V164H169ZM184 165H185V164H184ZM212 165H213V164H212ZM222 165H223V164H222ZM236 165L234 164V166H236ZM252 165H253V163L251 164V166H252ZM167 166H168V165H167ZM171 166L173 167L174 165H171ZM175 166H176V165H175ZM182 166H183V165H182ZM190 166H191V165H190ZM207 166H208L209 168H208ZM232 166H233V165H232ZM251 166H250V169H252V167H253L254 165H253L252 167H251ZM172 167H171L170 169H172ZM176 167H177V166H176ZM188 167H189V166H188ZM188 167H186V168L188 169ZM213 167H214V166H213ZM213 167L211 166L212 169H213ZM242 167H244V166H242ZM242 167H240V168H242ZM245 167H247V166H245ZM245 167H244L243 169L249 171V170L247 169L248 167H247V168H245ZM254 167H255V166H254ZM181 168H184V167H180V169H181ZM189 168H190V167H189ZM211 168H210L209 173L212 172L215 168L217 169L216 164H215V168H214L213 170H211ZM233 168H234V167H233ZM235 168H236V167H235ZM235 168H234V170H235ZM255 168H257V167H255ZM180 169H179V170H180ZM222 169H223V168H222ZM177 170H178V169H177ZM177 170H176V171H177ZM181 170H182V169H181ZM190 170H189V171H190ZM217 170H218V169H217ZM220 170H221V168H220ZM231 170H232V169H231ZM234 170H233V171H234ZM237 170H239V169L237 168ZM241 170H242V169H241ZM241 170H239V172H241ZM245 170H243L244 172H241V173L238 172L239 174H238V178H237V181H236V182H238V183H244V182L249 181V179L252 178L253 175H254V177L257 176V175H255L257 170L254 169V170H255V171H254L255 174L252 173L250 176H249V175L246 176V175L249 174L250 172L248 173V172L245 171ZM214 171H215V170H214ZM235 171H236V170H235ZM252 171H253V169H252ZM252 171H251V172H252ZM170 172H171V171H170ZM178 172H179V171H178ZM178 172H177V173H178ZM180 172H182V171H180ZM187 172H188V171H187ZM220 172H221V171H220ZM222 172H223V171H222ZM224 172H225V171H224ZM246 172H247V174H245ZM114 173H115V171H114ZM118 173H119V172H118ZM167 173H168V172H167ZM183 173H186V172H183ZM183 173H182V174H183ZM213 173H214V172H213ZM213 173H212V175H213ZM111 174H112V173H111ZM174 174H176V173H174ZM210 174H211V173H210ZM233 174H234V172H233ZM115 175H116V177H117V175H119V174H115ZM115 175H114V176H115ZM168 175H169V174H168ZM187 175H188V174H187ZM191 175H190V176H191ZM212 175H211V176H212ZM112 176H113V175H112ZM112 176H111V177H112ZM124 176H125V175H124ZM209 176H210V175H209ZM213 176H214V177H213ZM213 176H212L213 178H216L215 175H213ZM228 176H229V175H228ZM236 176H237V173H236ZM118 177H119V176H118ZM177 177H178V176H177ZM177 177H176V178H177ZM192 177H191V178H192ZM212 177H211V178H212ZM217 177H219V176H217ZM226 177H227V176H226ZM229 177H230V176H229ZM231 177H232V176H231ZM254 177H253V178H254ZM119 178H121V176H120ZM119 178L117 179L118 181L120 180ZM213 178H212V179H213ZM232 178H233V177H232ZM234 178H236V177H234ZM234 178H233V180H234ZM113 179H114V178H113ZM115 179H116V178H115ZM122 179H123V178H122ZM125 179H126V178H125ZM209 179H210V178H209ZM172 180H173V179H172ZM177 180H178V179H177ZM181 180H182V178H181ZM215 180H216V179H215ZM215 180H213V181H215ZM227 180H228V178H227ZM230 180H231V179H230ZM230 180H229V182H230ZM235 180H236V179H235ZM251 180H252V179H251ZM111 181H112V180H111ZM114 181H115V180H114ZM189 181H190V180H189ZM217 181H218V180H217ZM222 181H223V182L225 181L224 178H223ZM222 181H220V182H222ZM181 182H182V181H181ZM208 182H209V181H208ZM208 182H207V183H208ZM211 182H212V180H211ZM215 182H216V181H215ZM226 182H227V181H226ZM113 183H114V182H113ZM187 183H188V182H187ZM231 183H232V181H231ZM174 184H175V183H174ZM181 184H182V183H181ZM210 184H213V183H210ZM210 184H209V185H210ZM234 184H235V183H234ZM244 184H245V183H244ZM178 185H179V184H178ZM215 185H216V184H215ZM224 185H225V184L222 185L223 188H224ZM227 185H228V184H227ZM227 185H226V186H227ZM237 185H238V184H237ZM242 185H243V184H242ZM212 186H213V185H212ZM239 186H240V185H239ZM89 187H91V186H89ZM172 187H173V185H172ZM175 188H176V187H175ZM181 188H182V187H181ZM192 188H191V189H192ZM214 188H215V187H214ZM216 188H217V187H216ZM216 188H215V190H214L215 192H216ZM225 188H226V187H225ZM156 189H157V188H156ZM166 189H167V188H166ZM166 189H165V190H166ZM171 189H173V188H171ZM177 189H178V188H177ZM87 190H88V187H87ZM89 190H90V188H89ZM169 190H170V189H169ZM174 190H175V189H173V191H174ZM180 190H181V189H179V192H180ZM218 190H219V189H218ZM154 191H155V190H154ZM154 191H153V192H154ZM177 191H178V190H177ZM177 191H176V192H177ZM190 191H191V190H190ZM192 191H193V190H192ZM211 191H212V190H211ZM212 192H213V191H212ZM88 193H89V191H88ZM166 194H167V193H166ZM168 194H169V193H168ZM178 194H179V193H178ZM193 194H194V193H193ZM152 195H153V194H152ZM164 195H165V194H164ZM164 195H163V196H164ZM172 195H173V193H172ZM174 195H176V194L174 193ZM197 195H198V194H197ZM197 195H196V196H197ZM206 195H205V196H206ZM209 195H211V194L209 193ZM211 196H212V195H211ZM156 197H157V196H156ZM161 197H162V196H161ZM200 197H201V195H200ZM257 197H258V196H257ZM83 199H84V198H83ZM198 199H199V198H198ZM114 200H115V199H114ZM251 200H252V198H251ZM255 200H256V198H255ZM259 200H260V199H259ZM78 201H79V200H78ZM80 201H81V200H80ZM249 201H250V200H249ZM249 201H248V202H249ZM260 201L262 202V200H260ZM263 202H264V201H263ZM250 203H251V202H249V204H248L249 206H250ZM257 203H258V201L256 202V204H257ZM259 203H260V202H259ZM112 204L115 205V202H112ZM112 204H111V205H112ZM238 204H239V203H238ZM252 204H253V203H252ZM256 204H253V205H256ZM80 205H81V204H80ZM116 205H117V203H116ZM261 205H262V203H261ZM263 205H264V203H263ZM82 206H83V205H82ZM116 207H117V206H116ZM236 207H237V206H236ZM251 207H252V206H251ZM257 207H259V205H258V206H255V211H256ZM79 208H80V207H79ZM81 208H82V207H81ZM81 208H80V211H82V209H84L85 207H83L82 209H81ZM120 208H121V207H120ZM220 208H221V207H219V209H220ZM241 208H242V207H241ZM245 208H246V206H245ZM261 208H262V207H261ZM114 209H115V208H114ZM242 209H243V208H242ZM242 209H240V211H242ZM247 209H248V208H247ZM247 209H245V210H247ZM249 209H250V208H249ZM249 209H248V210H249ZM253 209H254V207H253ZM259 209H260V208H259ZM78 210H79V209H78ZM224 210H225V209H224ZM234 210H235V209H234ZM236 211L238 212L237 209H236ZM236 211H235V212H236ZM251 211H252V210H251ZM251 211H249V212H251ZM260 211H261V210H260ZM230 212H231V211H230ZM235 212H234V213H235ZM252 212H253V211H252ZM252 212H251V213H252ZM258 212H259V211H258ZM262 212H263V211H262ZM190 213H191V212H190ZM190 213H189V214H190ZM238 213H239V212H238ZM247 213H248V212H247ZM254 213H255V212H254ZM189 214H188V215H189ZM197 214L199 215V217H197V216H198ZM262 214H264V213H262ZM262 214H261V215L259 214V215L262 217ZM170 215H171V214H170ZM170 215H169V217H170ZM188 215H187V219L190 217V215H189V217H188ZM191 215H192V214H191ZM193 215H194V216L197 215L196 218H193V220L191 219L193 226H194V227L200 226L199 229H200L201 227H202V228L204 227V228L206 229V233H207V234H205V237H206V238H209V240L207 239L208 241H207V243H206V244H209L208 246H210V247H211V245H215L216 247L219 246V247L221 248L222 252L224 253L223 256H227V255H228V256H232L231 253L233 254V252L235 253V251H236L238 248H241V249H240V253H239L238 255H240V254L242 255V252H243V251H244V252H248V255L246 256V258H248V259L241 263V262L239 261L240 259L238 258V256H237V257L235 256V257L237 258L239 264H264V225L261 224V225H263L262 228H261V229H262V233H261V234H260V233H259V234L254 233V235H252V232L254 231V229H253L254 227H253V226H250L249 224L253 223L255 219H251L253 222H251V221L246 222V220H245L246 217L249 218V217L252 216V215H250V214L247 215L245 212H244V214L242 213L241 216H240V217H242V218H241V219L239 218V219H240L239 222H233V221H231L232 219L229 221L227 218L225 219V218H223V217L217 215L214 209H212V210H208V209H207V210H199V211L194 212ZM193 215H192V216H193ZM238 215H239V214H238ZM249 215H250V216H249ZM256 215H257V214H256ZM181 216H182V215H181ZM192 216H191V217H192ZM194 216H193V217H194ZM243 216H244V217H243ZM253 216H255V215H253ZM162 217H165V215L162 216ZM176 217H177V216H176ZM184 217H185V216H184ZM232 217H233V215H232ZM234 217H235V216H234ZM255 217H257V216H255ZM261 217H260V219H262ZM171 218H172V217H171ZM173 218H174V217H173ZM181 218H182V217H181ZM181 218H179V220H181ZM185 218H186V217H185ZM185 218H184V219L182 218L183 222H185V220H187V219H185ZM237 218H238V216H237ZM250 218H251V217H250ZM161 219H162V218H161ZM174 219H175V218H174ZM260 219H257V220L260 221ZM120 220H123V219H120ZM127 220H128V219H127ZM165 220H167L168 222H170V221H169L170 218H169V220H168V218H167V219L165 218L163 221H165ZM172 220H173V219H172ZM176 220H177L178 222H180V221L178 220V217H177ZM236 220H237V219H236ZM248 220H249V219H248ZM257 220H256V221H257ZM99 221H100V220H98V222H99ZM125 221H126V220H125ZM188 221H189V220H188ZM188 221H187V222H188ZM237 221H238V220H237ZM256 221H255V222H256ZM263 221H264V220H263ZM120 222H121V221L118 222V220H114V221H112L111 223H109V226L107 225V227H105L104 232H102L100 235H102V234H104V233H106V234L109 233L108 235H110V234L113 235V233H115V231L118 230L117 228H119V227L122 225ZM178 222H177V224H178ZM232 222H233V223H232ZM255 222H254V224H255ZM165 223H166V221H165ZM258 223H259V222H256V225H257ZM37 224H38V223H37ZM124 224H125V222H124ZM188 224H189V223H188ZM190 224H191V223H190ZM103 225H104V224H103ZM195 225H197V226H195ZM258 225H259V224H258ZM258 225H257V226H258ZM174 226H175V225H174ZM176 226H177V225H176ZM185 226H187V223L184 224V225L182 226V228H181L182 231L185 230ZM254 226H255V225H254ZM123 227H124V226H123ZM188 227H189V225H188ZM188 227H187V228H188ZM190 227H192V226L190 225ZM174 228H175V227H174ZM52 229H54V232H53V233H54V235H55L56 237H57V236H60V235L63 234V232H62L60 226L53 225V226H52ZM172 229H173V227H172ZM199 229H198V230H199ZM214 229H215V230H214ZM257 229H258V228H256V230H257ZM261 229H260V230H261ZM63 230H64V229H63ZM176 230H177V229H176ZM195 230H197V229H195ZM64 231H65V230H64ZM97 231H98V230H97ZM99 231H100V230H99ZM102 231H103V230H102ZM203 232H204V231H203ZM255 232H256V231H255ZM97 233H98V232H97ZM85 234H86V233H83L82 238H83V237L85 238ZM106 234H105V236H106ZM86 236H87V234H86ZM102 236L104 237V235H102ZM110 236H111V235H110ZM62 237H63V236H62ZM106 237H107V236H106ZM153 237H154L153 232H148V233L146 234V237H145L144 240H146V241H147V240L150 241L151 239H153ZM98 238H99V237H98ZM112 238H113V237H112ZM155 238H156V237H155ZM251 238H253V239H251ZM104 239H106V238H104ZM107 239H108V238H107ZM161 239H162V237H161ZM164 239H165V238H164ZM201 239H202V238H201ZM203 239H205V238L203 237ZM100 240H101V239H100ZM100 240H99V241H100ZM109 240H110V238H109ZM158 240H159V239H158ZM165 240H166V239H165ZM106 241H107V240H106ZM113 241H114V240H113ZM113 241L110 240V241H107L106 243H103L104 241H101V243H103V245H102V246H103V249H101V252H102V250H103V251H106V252H110L111 254L116 253V251L118 250V248H115V245H114L115 242H113ZM146 241L144 242V245H146V243L149 244V242H146ZM215 241H216L217 243H214ZM83 242H84V240H83ZM160 242H162L161 244H163V241H160ZM160 242H159V243H160ZM165 242H168V241H165ZM97 243H98V242H97ZM101 243L99 242V244H101ZM157 243H158V242H157ZM11 244H12V242H11L10 239H9L7 245H11ZM13 244H14V243H13ZM80 244H81V243H80ZM90 244H91V243H90ZM165 244H167V243H165ZM204 244H205V243H204ZM206 244H205V245H206ZM91 245H92V244H91ZM91 245H89V246H91ZM11 246H13V245H11ZM86 246H88V245H86ZM261 246H262V248H261ZM29 247H30V246H29ZM32 247H33V246H32ZM32 247H30V248L25 247V246H24V247L22 246L21 248L19 247V254L22 255V256L24 257V259H25V264H39V262L41 261L42 257L48 255V253H49L48 248L45 247V246H39V247H33V248H32ZM86 248H87V247H86ZM98 249H100V248H98ZM199 249H200V248H199ZM91 250H92V249H91ZM93 250H94V249H93ZM87 251H88V250H87ZM87 251H86V252H87ZM77 252H78V251H77ZM97 252H98V251H97ZM192 252H193V251H192ZM199 252H200V250H198V253H197V252H196V253L199 254ZM260 252H261V255H259ZM99 253H100V252H99ZM194 253H195V252H194ZM196 253H195V254H196ZM223 253H222V254H223ZM227 253H228V254H227ZM237 253H238V252H237ZM73 254H74V253H73ZM76 254H77V253H76ZM80 254H81V253H79V255H75V256H72V257H70V258H72V259H74V260H75L76 258L78 259L79 257L81 258V255H80ZM96 254H98V253H96ZM184 254H185V253H184ZM192 254H193V253H192ZM195 254H194L193 256H194V257H195V256L198 257V260L196 259V257H195L194 259H196V260L199 262V260L201 259V258L199 259V257H201V255H200V256H197V254H196V255H195ZM226 254H227V255H226ZM86 255H87V254H86ZM86 255L84 254V256H86ZM186 255H187V254H186ZM209 255H210V253H209ZM235 255H236V254H235ZM84 256H82V257H83L82 261H84V259H85ZM95 256H96V255H95ZM193 256H192V258H193ZM207 256H208V255H207ZM210 256H212V255H210ZM210 256H209V257H210ZM233 256H234V254H233ZM88 257H90V256H88ZM235 257H233V258H235ZM204 258H205V257H204ZM207 258H208V257H207ZM224 258H225V257H224ZM72 259H71V260H72ZM90 259H92V257H91ZM210 259H213V258H210ZM230 259H231V258H230ZM230 259H229V260H230ZM244 259H245V258H244ZM92 260H93V259H92ZM144 260H145V259H142V261L138 262V264H149L148 261H144ZM150 260H151V259H150ZM196 260H195V261H196ZM207 260H209V259H207ZM207 260H206V261H207ZM229 260L227 259V261H229ZM231 260H232V259H231ZM93 261H96V262H97L96 259L93 260ZM93 261H90V260H88V259H85V261L82 262V264H97L96 262H93ZM99 261H100V260H99ZM195 261H194L193 263H194V264H197L198 262L196 261V262H197V263H196ZM224 261H225V260H224ZM241 261H242V260H241ZM209 262H210V261H209ZM232 262H235V260L232 261ZM0 263H1V264H8V263L5 262V261H0ZM150 263H151V262H150ZM201 263H202V262H201ZM204 263H205V262H204ZM210 263H211V262H210ZM228 263H229V262H228ZM228 263H225V264H228ZM230 263H231V262H230ZM98 264H105V262H104V261H101V262L98 263Z\"/></svg>",
	"mask_w": 264,
	"mask_h": 264
},
{
	"label": "water",
	"instance_id": "water-1",
	"mask_svg": "<svg viewBox=\"0 0 264 264\" xmlns=\"http://www.w3.org/2000/svg\"><path fill=\"white\" fill-rule=\"evenodd\" d=\"M23 21L25 22L28 14V8ZM264 20L258 13V23L253 27L255 32L264 42V32L261 25ZM38 41L53 54L64 59L69 65L62 69L72 72L78 85L74 91V99L72 102L74 114L76 119L87 132L89 143L85 140H75L83 145L84 153L89 157L90 166L87 168L90 174H93L101 187V194L97 201H95L92 207L86 213L78 215L73 209L71 212L60 209L67 230L63 239L59 242L54 234H43L41 238L32 236L30 241H34L38 244L50 242V255L43 261V264H76L70 263L69 258L75 252L82 233L89 229L96 220L101 217L108 218V209L113 201V187L110 181V172L113 169L118 168L114 163H108L102 165L101 163V132L111 133L114 127L95 122L91 117H88L84 111L85 92L92 84L95 75L100 71L95 69L96 66H101L104 62L95 60L94 62H84L63 49H57L54 46L44 42V40L38 38ZM260 62L264 69V52L260 54ZM83 71L84 75L80 74ZM247 77L250 81L264 93V80H257L253 78L248 71L245 70ZM263 137L262 144H256V147L261 153V162L259 167L258 177L248 186L234 190L231 189V197L225 199L221 203V206H232L236 203L242 202L244 199L250 198L258 194H264V131H260ZM187 197V194H184ZM146 204L140 207L132 216L126 233H120L122 239L121 250L113 259L109 255H105L107 264H136L141 259L149 255H157L172 258V254L167 248L164 247H141V243L146 237V233L151 228L163 229L167 234L175 237L178 240V236H175L159 219V217L166 213L188 212L202 208L199 202L187 203L181 200H162L153 201L146 197ZM219 208V207H218ZM0 255L9 262V264H25L24 259L18 253V251L11 250L0 238Z\"/></svg>",
	"mask_w": 264,
	"mask_h": 264
}]
</instances>
